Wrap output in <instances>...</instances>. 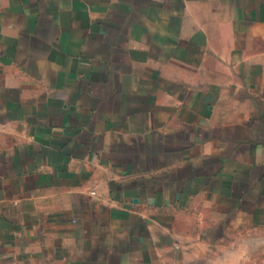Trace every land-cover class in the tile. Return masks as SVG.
I'll use <instances>...</instances> for the list:
<instances>
[{"label": "crops", "instance_id": "obj_1", "mask_svg": "<svg viewBox=\"0 0 264 264\" xmlns=\"http://www.w3.org/2000/svg\"><path fill=\"white\" fill-rule=\"evenodd\" d=\"M0 264H264V0H0Z\"/></svg>", "mask_w": 264, "mask_h": 264}]
</instances>
